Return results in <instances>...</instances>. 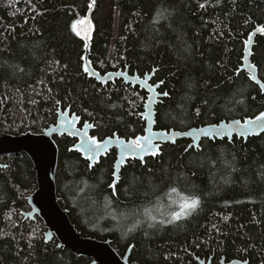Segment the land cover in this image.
I'll return each mask as SVG.
<instances>
[{
    "label": "trees",
    "instance_id": "1",
    "mask_svg": "<svg viewBox=\"0 0 264 264\" xmlns=\"http://www.w3.org/2000/svg\"><path fill=\"white\" fill-rule=\"evenodd\" d=\"M88 16L95 71L151 75L159 85L156 130L264 111L259 87L241 70L245 43L264 28V0H0V136L40 134L67 110L97 141L144 133L147 93L120 79L103 86L84 71L86 42L71 26ZM251 64L264 83L263 35ZM54 141L58 201L82 237L110 240L120 256L131 247L129 264L264 263V134L163 145L144 164L128 161L114 190L115 150L90 167L76 140ZM0 164V264H89L56 240L45 243L39 218L23 221L36 188L29 158L2 156ZM193 194L198 208L167 223L180 197Z\"/></svg>",
    "mask_w": 264,
    "mask_h": 264
},
{
    "label": "water",
    "instance_id": "2",
    "mask_svg": "<svg viewBox=\"0 0 264 264\" xmlns=\"http://www.w3.org/2000/svg\"><path fill=\"white\" fill-rule=\"evenodd\" d=\"M86 21V23L90 22L89 16L86 18ZM91 30L92 27L89 23L87 32L83 35L80 33V37H82L86 42V53L83 58V68H88V72H85L88 77L94 79L103 86L114 82L116 79H120L125 84H129L131 87L138 86L140 90H144L147 93V100L145 103L144 112L142 114L145 128L144 133L139 136L147 135L149 133L154 134L153 143L160 145V148L167 144L174 145L180 140H189L191 142L189 147L197 148L202 139H227L228 141H231L233 137H236L246 141L248 138L258 137L264 134V120L257 121L256 117L258 115L254 118L244 119L243 121H223L218 124L193 128L185 132L173 130H156L154 106L157 103L158 98L161 97L157 93L159 85L152 86L149 83L151 75L145 76L144 78H139L136 75H129L127 70H118L116 72H109L103 75L98 71H95L88 59L89 35ZM256 35L264 36V33L259 32L257 29L252 34H250L249 37H251V39L248 38L247 42L245 43L243 65L241 70L245 71L250 76V80L259 87L261 94L264 96V83L258 80L256 68L251 64L252 47ZM74 118L75 122L69 123V121H73ZM237 121L239 123H236ZM245 121H249V123L245 125ZM78 125L79 118L75 114H70L68 110L63 113L59 111L55 123L49 125L40 134L26 132L18 136H0V157L13 156L15 158H19L22 156V154H24L31 161L33 166L32 170L35 173L37 190H35L34 193H32L27 198L30 210L28 212L22 213L23 221H32L35 218H39L42 221L43 227L45 229V243L56 240L57 248L69 250L77 257L89 259V264H129L131 247L123 256H120L113 249L110 240L100 241L92 238L82 237L71 223L67 215V211L60 206L57 197L55 181V174L58 164V147L54 139L66 136L76 140L73 150L78 151L82 158L89 162L90 167L98 163L99 160L105 157L110 151L115 150L116 160L114 163L112 182V184L115 185L118 183L122 167H124L128 161L136 160L144 164L147 158L155 156L151 155L150 153L144 154L143 161L139 157L133 159L131 156H124L122 158L121 148L118 142L124 141L127 143L129 139L126 140L114 135L113 137H107L102 141H98L102 144L107 142V151H101L100 154L95 156L94 159H89V156L93 154L87 152L86 147L81 148V144L82 142L86 143L87 138L90 137L89 132L92 129V126L85 124L87 127L84 125L80 128ZM201 129L204 131H201ZM84 133H87V137L84 135ZM5 167V165L0 164V169ZM199 262L200 264H205L204 261ZM206 264L211 263L208 261ZM218 264L249 263L247 261L241 260H231L226 262L223 258Z\"/></svg>",
    "mask_w": 264,
    "mask_h": 264
},
{
    "label": "snow or ice",
    "instance_id": "3",
    "mask_svg": "<svg viewBox=\"0 0 264 264\" xmlns=\"http://www.w3.org/2000/svg\"><path fill=\"white\" fill-rule=\"evenodd\" d=\"M89 7H91V5H89ZM201 7H203V5H201ZM83 23H85L84 20H77L72 24L71 29L75 33L76 36H80V32L77 31V25L83 24ZM258 31L264 33V28H260L258 29ZM249 39H251V37H249ZM84 71L88 72V68L85 67ZM161 94L164 96L168 95V93L166 92L161 93ZM57 103H59V101H57ZM256 120L257 121L264 120V112L260 113L256 117ZM74 122H75V118L73 119V121H69V123H74ZM236 123H239V122L237 121ZM244 123L245 125H247L249 121H245ZM85 126L87 127V125ZM201 131H204V130L201 129ZM84 135L87 137V133H84ZM153 135L154 134L149 133L143 136H136L133 139H129L127 143H125L124 141H119L118 143L121 148L122 158L124 156H131L133 159H135L136 157H139L143 161L144 154L150 153L153 156L158 155L160 151V145L153 143ZM85 147H86L87 152L93 154L89 156V159H94L95 156H98L101 151H105V152L107 151V142H104L102 144L98 142L95 137H88L86 143L82 142L81 144V148H85ZM109 187L116 189L115 184H111L109 185ZM172 191L175 192L176 189L173 188ZM112 194L116 195V192L113 191ZM199 205H200V200L195 196V194L190 195V196L180 197V203L178 205V210L173 211L171 213V219H169L167 223H174L176 221L181 220L183 217H187L191 215L192 212L195 211ZM149 218L154 220V218L150 217V215H149ZM159 223L163 225L165 221L161 220L159 221Z\"/></svg>",
    "mask_w": 264,
    "mask_h": 264
},
{
    "label": "rangeland",
    "instance_id": "4",
    "mask_svg": "<svg viewBox=\"0 0 264 264\" xmlns=\"http://www.w3.org/2000/svg\"><path fill=\"white\" fill-rule=\"evenodd\" d=\"M80 20H84L85 21V23H83V24H78L77 25V31H79L82 35L83 34H85L86 32H87V27L89 26V23H86L87 21H86V19L84 18V19H80ZM90 26H91V24H90ZM32 133V132H31ZM90 133V132H89ZM7 135V134H6ZM90 135V134H89ZM15 136H18V135H15ZM91 137V136H90ZM22 155H24V154H22ZM31 162V161H30ZM32 164V163H31ZM33 167V166H32ZM35 186H36V188H35V190H37V184H36V178H35ZM34 190V191H35ZM34 193V192H33ZM30 209V208H29ZM202 261V260H201Z\"/></svg>",
    "mask_w": 264,
    "mask_h": 264
},
{
    "label": "flooded vegetation",
    "instance_id": "5",
    "mask_svg": "<svg viewBox=\"0 0 264 264\" xmlns=\"http://www.w3.org/2000/svg\"><path fill=\"white\" fill-rule=\"evenodd\" d=\"M131 76H135V75H131ZM136 76H137V75H136ZM139 78H140V77H139ZM200 261H201V260H200ZM208 261H210V263L213 264L212 261H211V259H209ZM208 261H207V262H208ZM204 262H205V261H204ZM207 262H205V264H206ZM198 263L200 264L199 260H198Z\"/></svg>",
    "mask_w": 264,
    "mask_h": 264
}]
</instances>
